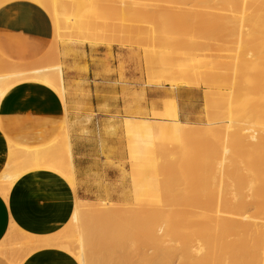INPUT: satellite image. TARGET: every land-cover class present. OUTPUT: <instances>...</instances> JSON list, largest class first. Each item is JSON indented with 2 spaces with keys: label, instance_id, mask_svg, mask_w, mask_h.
Instances as JSON below:
<instances>
[{
  "label": "bare ground",
  "instance_id": "obj_1",
  "mask_svg": "<svg viewBox=\"0 0 264 264\" xmlns=\"http://www.w3.org/2000/svg\"><path fill=\"white\" fill-rule=\"evenodd\" d=\"M12 1L0 0V8ZM27 1L48 15L52 35L48 40H28L10 31L0 32V194L12 206L14 185L30 173L45 170L67 180L74 199L69 220L54 233L35 234L12 219L0 242V255L10 264H23L46 249L64 251L79 264H174L176 254L177 264H264V0H212L232 12L239 11L241 21L235 53L230 59L212 53L204 80L178 81L164 75L148 81L172 87L204 84L214 93L227 94L232 131L217 136L220 129L216 127L180 119L175 99L167 101L163 110L153 111V118L125 117L128 132L193 141L183 159L191 163L193 204L198 207L188 213L147 210L128 220L121 207L77 197L66 118L54 138L28 145L7 133L9 127L20 128L22 122H6L1 116L5 96L25 84L48 89L68 109L61 46L68 36L83 44L108 41L109 46H125L122 29L101 15L103 9L114 10L113 6L102 7L113 0ZM133 4L134 0H128V13ZM131 28L128 23V32ZM244 41L248 42L242 45ZM160 170L162 187L170 194L179 174L175 154L161 160ZM99 224L104 227L100 239L96 237Z\"/></svg>",
  "mask_w": 264,
  "mask_h": 264
},
{
  "label": "crops",
  "instance_id": "obj_2",
  "mask_svg": "<svg viewBox=\"0 0 264 264\" xmlns=\"http://www.w3.org/2000/svg\"><path fill=\"white\" fill-rule=\"evenodd\" d=\"M13 32L26 39L48 40L52 35L48 15L27 0H15L0 8V32ZM68 109L58 97L39 85H20L3 99L1 116L21 127H9L7 133L20 143L40 145L60 131L66 112L77 172V197L92 199L98 192L96 181L104 174L114 181L119 140L112 132L119 119L150 117L175 99L180 119L195 121L200 112L202 94L196 87L148 84L137 62L130 58L128 46L114 44H63ZM144 95L140 100L139 96ZM86 103V107L80 105ZM146 108L148 116L128 114ZM2 141L0 133V142ZM108 154V155H106ZM70 183L38 170L21 178L13 187L12 206L0 194V242L12 219L35 234L60 230L69 220L74 196ZM0 264L10 262L0 255ZM23 264H79L72 256L57 249L37 251Z\"/></svg>",
  "mask_w": 264,
  "mask_h": 264
},
{
  "label": "rangeland",
  "instance_id": "obj_3",
  "mask_svg": "<svg viewBox=\"0 0 264 264\" xmlns=\"http://www.w3.org/2000/svg\"><path fill=\"white\" fill-rule=\"evenodd\" d=\"M104 5L102 7L107 9L113 6L114 10L103 9V19L122 29L121 35L127 42L125 46H128L130 58L137 62L147 83L153 77L164 75L175 77L178 81L190 78L204 80L208 75L206 63L212 53L230 59L237 48L235 40L241 21L240 12H232L212 0H134L129 13L128 0H113ZM128 23L132 27L129 32ZM128 38L132 40L131 44H128ZM135 39L140 42H135ZM63 44L83 45V42L68 36ZM103 44L109 45V42ZM196 88L202 94L200 112L195 121L188 122L216 127L220 129L217 136H225L234 129L228 113L229 96L214 93L204 84ZM144 98V95L139 96L140 100ZM80 106L86 107L87 104L81 103ZM69 112L65 115L68 128L71 122ZM128 114L148 116L146 108L128 110ZM124 120H117L118 128L112 132L119 140L118 161L112 163L117 168L115 173H111V176L115 174V179L109 181L102 174L101 179L96 181L98 193L93 195L92 200L100 205L108 202L121 207L126 220L147 210L188 213L195 209L191 163L183 159L193 141L140 136L124 130ZM171 154L177 158L179 174L169 194L162 187L160 162ZM81 197L86 198V195ZM103 230V224H99L98 239ZM192 252L201 253L198 249ZM178 260L179 255L176 254L173 263L177 264Z\"/></svg>",
  "mask_w": 264,
  "mask_h": 264
}]
</instances>
